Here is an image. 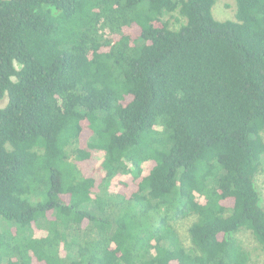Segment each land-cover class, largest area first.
I'll return each mask as SVG.
<instances>
[{"label":"trees","instance_id":"16d2710c","mask_svg":"<svg viewBox=\"0 0 264 264\" xmlns=\"http://www.w3.org/2000/svg\"><path fill=\"white\" fill-rule=\"evenodd\" d=\"M215 2L0 0V264H248L241 230L264 249V0Z\"/></svg>","mask_w":264,"mask_h":264},{"label":"rangeland","instance_id":"374dc122","mask_svg":"<svg viewBox=\"0 0 264 264\" xmlns=\"http://www.w3.org/2000/svg\"><path fill=\"white\" fill-rule=\"evenodd\" d=\"M213 16L219 20L232 19L235 14V2L234 0H216L212 7ZM172 28H178L181 18L176 12L167 14L164 16ZM7 98L4 97L0 101V107L6 104ZM255 185L260 194L261 205L264 208V158L262 164L260 165L259 171L255 176ZM194 220V216H188L184 218L177 219L174 222V227L185 247L190 246V239L188 233V227ZM8 225L0 217V231ZM236 237L240 240L243 247L249 252L250 258L248 264H262L264 261V249L261 245L254 239L253 235L248 230H241L236 233Z\"/></svg>","mask_w":264,"mask_h":264}]
</instances>
